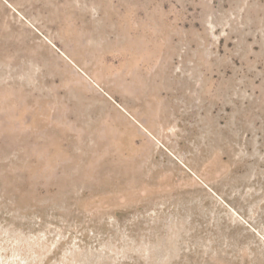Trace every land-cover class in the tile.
<instances>
[{"label":"rangeland","instance_id":"obj_1","mask_svg":"<svg viewBox=\"0 0 264 264\" xmlns=\"http://www.w3.org/2000/svg\"><path fill=\"white\" fill-rule=\"evenodd\" d=\"M0 264H264V0H0Z\"/></svg>","mask_w":264,"mask_h":264}]
</instances>
